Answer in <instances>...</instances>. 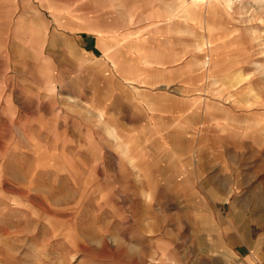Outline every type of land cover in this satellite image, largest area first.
<instances>
[{"label": "rangeland", "instance_id": "obj_1", "mask_svg": "<svg viewBox=\"0 0 264 264\" xmlns=\"http://www.w3.org/2000/svg\"><path fill=\"white\" fill-rule=\"evenodd\" d=\"M258 1L0 0V264H264Z\"/></svg>", "mask_w": 264, "mask_h": 264}, {"label": "crops", "instance_id": "obj_2", "mask_svg": "<svg viewBox=\"0 0 264 264\" xmlns=\"http://www.w3.org/2000/svg\"><path fill=\"white\" fill-rule=\"evenodd\" d=\"M95 2L93 3V8L95 7L98 11H101L103 8L106 9V14H111V13H114L115 11L113 10V5H115L113 3V0H94ZM109 1H112V3L109 4ZM116 2H118L117 6L118 5H122V6H125L124 5V2L123 0H115ZM122 2L121 4L119 2ZM184 0H175L176 2V11H179V18L182 22H185V24L189 27V28H192L193 27V24H191V21L189 20H185L184 17L182 16L181 14V11L177 8V4L179 2H183ZM135 2V5L137 4H140L139 3V0H134ZM112 7V8H111ZM116 8V7H115ZM114 8V9H115ZM123 8V7H122ZM124 11V9L122 10ZM121 12V11H120ZM77 20L75 21V25L77 27L78 30H80L81 32V38H85L86 41L90 40V41H95V36L94 34H96L97 38L99 39H106V42H113V39H108L107 35L104 33V31L102 29H100V25L97 23L96 19L95 18H92V16H89V15H80V16H77L76 17ZM36 25L35 28L36 29H30L32 32H31V36L32 37H39V33H41V31H43V27H41L39 24H34ZM188 28V29H189ZM109 27H107L105 29V31H109ZM143 30L144 28L143 27H138L137 30ZM30 36V33H29V37L31 38ZM106 37V38H105ZM144 39V36L140 35V33L138 34H135V35H131V36H127V35H122L121 36V40L122 42H126L125 44V48L123 49L124 50V53H126L127 55H130L128 52H127V48L129 47V45L131 44V42H137L136 43V46L140 49V53L138 52V55L139 57L142 56V49L140 48V43L143 41ZM132 56V55H130ZM145 58L143 57L142 60H144Z\"/></svg>", "mask_w": 264, "mask_h": 264}, {"label": "bare ground", "instance_id": "obj_3", "mask_svg": "<svg viewBox=\"0 0 264 264\" xmlns=\"http://www.w3.org/2000/svg\"><path fill=\"white\" fill-rule=\"evenodd\" d=\"M203 1V0H202ZM216 1H220V2H222V4H224V6L226 7V8H229L234 2H235V0H216ZM258 1V0H257ZM195 2V1H194ZM258 2H260V1H258ZM196 4V3H195ZM193 6V5H192ZM190 7V6H189ZM192 8V7H191ZM190 11V10H189ZM206 39V38H205Z\"/></svg>", "mask_w": 264, "mask_h": 264}]
</instances>
